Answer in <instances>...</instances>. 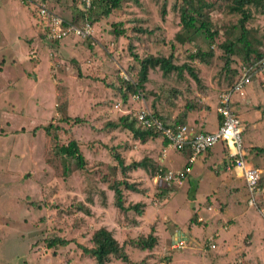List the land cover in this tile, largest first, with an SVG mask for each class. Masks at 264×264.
I'll return each instance as SVG.
<instances>
[{"label": "rangeland", "instance_id": "1", "mask_svg": "<svg viewBox=\"0 0 264 264\" xmlns=\"http://www.w3.org/2000/svg\"><path fill=\"white\" fill-rule=\"evenodd\" d=\"M192 3L195 8L198 4L202 5L201 16L205 19L207 15L208 20L212 19L211 28L226 27L238 18V14L228 10L231 0H192ZM181 4V0H124L107 16H97L96 20L91 21L90 37L71 36L59 41L45 36L43 26L46 18H40L39 7L43 6L49 13L69 19L77 14L79 3L76 0H0V264H95L92 258L76 250L74 242L47 247V241L54 236L87 244L86 225L88 228L99 225L111 228L118 243L127 234H146L153 228L158 241L150 250V256L160 257L161 260L155 258L156 261H152L146 251L140 252L128 243L125 250L129 262L124 263L113 257L108 264H141V260L157 264H190L188 259L181 257L182 252L198 256L199 260H194L196 264L214 262L210 261L211 255L217 253L220 245H214L215 248L205 246L204 249L202 245L201 248L209 234L200 226L206 225L202 222L205 212L196 214L201 220L197 221L196 226L185 228L188 217L192 215L193 203L189 204L188 199L180 195L181 183L164 185L168 189L166 197L160 203L153 202L144 207L141 214L132 209L125 214L118 211L111 204L113 193L107 187L112 181L125 179L139 191L144 190L143 193H135L119 184L123 206L142 203L143 196L156 197L157 190L163 188L150 177V170L139 168L122 172L113 158V154L120 156L123 166L145 158L147 152L153 158L159 149L158 141L149 138V143L143 145V141L134 140L121 127L107 125L108 121L118 123L120 116L127 114L132 118L139 110L146 109L151 114L155 111L168 122H182L180 114L184 112L182 106L186 100H200V91L205 87L210 101L215 102L220 90L232 82V69L222 67L223 51L218 47L221 37L209 43L198 36L189 43H174L172 50L173 61L177 64L187 63L188 54L195 47L214 51L207 67L197 60H190L199 66V69L193 67L198 82L185 71L180 76L174 75V72L164 75L154 68L148 71L147 81L139 94L132 93V86L137 81L138 63L129 54L127 46L134 42L135 47L131 44L130 50L139 57L147 53L167 55L170 52L169 42H172L178 27V7ZM248 7L251 17L246 26L254 30V37H249L251 47L261 50L264 47V15L258 6L251 4ZM162 8L165 9L166 19L160 16ZM92 15L96 17V12L93 11ZM136 18L145 20L142 24H146V27L155 28L149 37L144 35L143 39L140 34L141 39L137 38L139 43L136 39L130 40L132 28L137 26ZM113 29H122L123 32L114 36ZM15 53L21 56L17 58ZM254 79L245 87L244 94L251 95L250 88L258 80ZM125 82L131 85L129 89ZM257 83L256 92L259 93L260 104L264 106L261 80ZM173 89L179 91L180 96L171 97L169 92ZM122 94H125V99ZM170 106L173 108L169 109ZM173 109L178 110V114L171 118ZM61 112L71 117L61 122L58 119ZM238 116L244 122L252 120L250 113ZM73 117L82 121L74 122ZM158 120L163 123L161 119ZM202 121L201 130L213 128L215 112L210 109ZM242 121L241 140L247 150L250 147L248 156L251 162L248 163L264 169V153L254 147L264 148V119L263 123L253 126ZM48 124L46 134L43 128ZM183 124L188 125L185 121ZM155 138L162 139L160 135ZM69 140L76 142L86 160L81 169L75 166L74 159L63 158L55 150V144H66ZM169 150L173 149H168L165 159L159 160L163 166H171L169 160L174 159V152ZM158 157H162V150ZM215 176L213 170L203 171L195 187L196 203L204 205V193L218 186ZM233 182L238 184L240 197L238 194L236 196L241 202L242 182L236 178ZM95 184L98 190L105 192L107 205L104 209L99 205L98 192L93 193L92 204L85 200L86 192L91 191ZM260 184L264 186V170L260 172ZM190 188L193 189L194 184H190ZM170 191L176 193L171 195ZM186 195L190 198V190ZM85 208L89 214H85ZM215 209L208 210H212L213 214ZM249 209L255 217L238 223L242 224V228L238 229L243 233L249 232L246 229L249 225L254 234L259 232L264 237V222L260 214L253 207ZM91 214L95 222L90 218ZM196 215L195 220L199 218ZM208 218V226L211 227L218 216ZM131 219L138 221L139 225L131 226ZM78 224L84 227L78 229ZM177 226H183L182 232L189 238L182 248L171 243V234L178 230ZM236 249L231 251L230 257L224 254L226 257L218 264H231V261L237 260ZM237 264H264V250L251 245L248 259Z\"/></svg>", "mask_w": 264, "mask_h": 264}, {"label": "trees", "instance_id": "2", "mask_svg": "<svg viewBox=\"0 0 264 264\" xmlns=\"http://www.w3.org/2000/svg\"><path fill=\"white\" fill-rule=\"evenodd\" d=\"M78 1L79 0H76V3ZM122 1L124 0H93L91 2V7H89L85 11H82L81 9H79V7H77L76 8L77 14L72 15L69 19L64 18V20H67L73 24L80 25L84 21V18L86 17L91 22V21L96 20L99 16H107L112 9H117ZM133 1L138 2V0H133ZM181 2L182 4L178 7V12H179L178 13V27L175 33L173 34V40H171L172 42H169L168 46H169L170 52L167 55H164V54L155 55V54L147 53L143 55L142 57H139L134 51L130 50L131 44L132 46L135 47L134 42H131L130 45L127 46V49H129V54L138 63V70L136 72L137 81L135 85L132 86L133 94H136V95L139 94L138 93L139 90L143 89L144 84L147 81L148 71L153 70L154 68H158L160 72L164 75L174 72V75L180 76L182 74V71H185L190 76V78H192L195 82H198V78L195 75L193 67L194 68L197 67V69H199V66H197V64L196 66L195 64H192L190 60H193V59L197 60V62L199 61L200 63H202L203 66L207 67L209 66V62H210L209 57L211 58L213 56L212 53L214 51L213 52L210 50L205 51L203 49H200L199 47H195V49L190 51V53L188 54L189 59H187V63H181V64H177L173 61V54H172V50L175 47L174 43H177L179 45H182L184 43H189L198 36H201L204 40H207L209 43L212 42V40L217 38L218 36L221 37V40L218 42L219 43L218 47L220 48L221 51H223V66L222 67H224L227 70L228 68L232 69V77H231L232 81L236 76V72H237L236 67L238 63H243L248 67H253V66L256 67L255 65L256 61H258L262 57L264 53V47L261 50H257L251 47V41L249 37H254L253 36L254 30L251 29V27L246 26V23L248 19L251 17V13L248 7L251 4L253 6H258V8H260L261 13H263L264 15V0H231V5H228V8H229L228 10L231 13L238 14V18L236 22L226 27H222V28H219V27L211 28L210 22L212 23V19L209 18L208 20L207 15L205 19L202 18L201 16L202 12H200L202 5L198 4V6H196L197 8H195L194 4L192 3V0H181ZM209 5L210 4H208L207 6ZM93 11L96 12V17L94 16V18L92 17ZM160 14H161L160 16L165 17L164 19H166L167 16L165 15L166 13H165L164 8L161 9ZM135 22L137 26H134V28H132L133 36L130 39L131 41L135 39L137 40L138 37L139 39H141L140 34H142V38L144 35L145 37H149L155 29V28L154 29L148 28L146 27L147 26L146 24H142L145 22V20L143 19L136 18ZM122 32H123L122 29L121 30L113 29L114 36H119L122 34ZM230 35H234V37H230ZM136 42H138V40ZM161 42H163V40ZM208 46L209 45H207V47ZM233 61L237 63L234 64ZM254 78H256V74H252L251 82L252 80H255ZM256 81L258 82V80ZM125 84L129 85L126 82ZM230 84L231 83H228L226 87L229 86ZM257 84L258 83H256V85ZM129 87H131V85L127 86L128 89ZM205 89H206L205 87L202 88L200 93H205L206 92ZM169 94L171 97H174L180 93L179 91L176 92V90L173 89L169 92ZM122 97L123 99H125L126 97L125 94H122ZM182 107L184 108V112H187L193 109L198 110L200 108H205V105L202 102H200L198 98H196L194 101L190 100L187 102L186 100V102H184V105ZM61 108L63 107L61 106ZM152 114L156 116L157 118L161 119L164 125H167L170 127H174L178 123H183V121L177 122L176 120L168 122L169 121L168 119L166 120L160 115L158 116L155 111H152ZM60 115L61 116L58 119H60L61 122H65L66 119L68 120V118L71 117L68 114L64 115L63 112H61ZM218 118H220L219 115H218ZM72 119H74V122L82 121L81 119L77 117H73ZM219 123H220V120H219ZM106 124L111 125L113 128L117 126L121 127L123 130H126L127 132H129L133 139L138 140L140 142L146 141V139H149V138H155L156 136L160 135L158 132L153 131L152 129L142 127L136 121L135 117L132 116L131 118L127 114L120 116L118 118V123L108 121ZM49 126L50 125L48 124L44 126L43 128L46 134L49 131ZM53 138L56 139L55 136H53ZM161 140H162V144L166 146V140L163 138ZM54 147H55L56 152L60 154L61 157L63 158L70 157L74 159L75 166L77 168L81 169L82 167H84L86 160L84 159L83 155L81 154L74 140H69L66 144H58V145L55 144ZM256 149L257 151L264 153L263 148L256 147ZM249 151H250V148L247 151H245V154L243 156V160L246 162H251L248 156ZM113 158L117 161L118 166L120 167V170L122 172L125 170L127 171L129 169H139V168L143 170L148 169L151 171L149 173L150 176L153 177L155 172H157L158 169L161 170L160 172H163L164 170H166V168L158 164L157 160L153 161L152 159L146 156L145 158H141L140 160H137V161L134 160L130 162L129 164H127L126 166L122 165V160L120 159V156H118L117 154H113ZM231 160H232V157L228 156L227 151L225 149V154H224L223 161H222L224 170H225V166L227 164H230ZM252 165L254 166V164ZM63 171L65 172L66 168H64ZM225 171L230 173L232 176L234 175L233 172L231 171L230 172L227 170ZM259 183H260V179H259ZM119 184H121L124 189H127L131 192H135V193L144 192L143 189L139 191L132 182H127L125 179L120 180V181H115V182L112 181L111 183L107 184L108 189L112 190V193H113L114 200L111 204H113L116 207V209L120 211L122 214H125V211L129 209H132L134 212L140 214L142 211L141 209H139V207L143 206L142 203H132V204L127 203L126 206H123L122 200H121V193H120V189L118 186ZM164 185L166 184L160 183V186L163 188L161 190H157L156 192L155 198L157 200V203H159L167 195L168 189H166ZM95 192H98L99 205L101 206V208L104 209V207H106L107 205L106 198H105V192L101 189L98 190V188L96 187V184L92 187L91 191L86 192L85 200L89 202V204H92V195ZM245 192H246V189H245ZM84 212L85 214H89V211L87 210V208H85ZM92 215L93 214H91L90 218H92L95 222V219L92 217ZM196 223L197 221L195 220V214L192 213L191 217L188 218V224H185V226L188 228L191 225L196 224ZM129 224L131 226H138L139 222L135 221L134 219H131L129 221ZM82 226L83 224H78L76 228L79 229ZM126 228L129 229V226H127ZM152 229L153 228H150L146 234L139 233L134 236H130L127 234L124 240L121 243H118V241L115 239L113 235L112 229H108L104 225H99L96 228H91V227L88 228V226L86 225L84 230L87 232V244H81V243H77L75 240L64 239V238H61L60 236H54L53 238L47 241V247L50 248L56 245L65 246L70 242H74L76 246V250H79L81 254L88 256L90 259L92 258L95 264H108L113 257L124 263H128L129 259L127 257L125 246L126 244L129 243L131 248H136L140 252L146 251L148 257L152 258V261L153 260L156 261V259L159 261L161 260L160 257L153 258V256H150L151 255L150 250L156 245L158 241L157 237L153 234ZM146 261L141 260V264H157L155 262L150 263Z\"/></svg>", "mask_w": 264, "mask_h": 264}, {"label": "crops", "instance_id": "3", "mask_svg": "<svg viewBox=\"0 0 264 264\" xmlns=\"http://www.w3.org/2000/svg\"><path fill=\"white\" fill-rule=\"evenodd\" d=\"M15 56L17 58H19L21 56V54L15 53ZM256 83L252 85L253 88H250V93H251L250 96H249V94H244L245 93V89H244L242 95L245 97L243 99H242L243 96H241V95L237 96L235 98L234 97L232 98V100H233L232 107H234L233 109H234L235 113L237 114V116H238V114L246 116V114L250 113V117L252 118V120H247L245 122L251 126H253L255 124L258 125V124L263 123L262 119H264V106H262L260 104V97L258 96L259 93L256 92L258 89V84L256 85ZM253 90H254V92H253ZM207 91L208 90H206L205 93H200L202 95H201V98L199 100L200 102H202L205 105V108H200L198 110L193 109V110L183 112L182 114H180V116H182L180 119L182 121H185V123L188 124V126H190L193 129V131H195V132L213 131L216 129L217 125L219 124L220 118H218V115L215 111L216 101L215 102L210 101ZM172 99H173L172 101H175V98H172ZM167 103L170 104L169 101ZM165 106L166 105H164L163 107L165 108ZM164 108H162V110H164ZM172 108H173L172 106L169 107V109H172ZM210 109H212L215 112V120H216L215 126L213 128H207L205 130H201L200 127L203 125L202 120L204 119V115ZM172 111H173L172 113L174 115L172 114L171 118L176 117V115L178 114L176 111H178V110L173 109ZM163 113H165V112H163ZM238 118H239V116H238ZM256 118H259V121H256ZM245 122L242 121L243 124ZM198 123H200V124H198ZM152 139L157 140L159 143V146H158L159 149L157 150V154H155L154 157L152 158V154H149L147 152L145 154V156L149 157L153 161L157 160L158 164L161 165L160 161L165 159V156L168 153V149H172V148H168V147L164 146L162 144L161 138H152ZM136 141H138V140H136ZM147 143H149L148 139H146V141H143L142 144L146 145ZM242 146H243V143H242ZM247 146H249V145H247ZM251 147H253V146H251ZM255 147H258V146H255ZM243 148H244V151H247V149L244 146H243ZM248 148H250V147H248ZM260 148H262V147H260ZM160 150H162V157H158ZM173 150H169V151L174 152V159L171 158L169 160V163L171 164L172 167L170 165L169 166L161 165V166H163L164 168L169 169V170L181 169L185 163V160H186L187 150H183V151H176V150L173 151ZM224 154H225V149H224L223 144L220 142L214 144L211 148H209V149L205 150L204 152H202L201 154H199L193 160V162L190 164L189 173L185 176L183 182H181L182 186L180 188L181 191L179 193H180V195H183L186 199H188L189 204L193 203L192 211H191L192 213H194L196 215V214H202V212H205L203 214V219L202 218L201 219H202V222L204 221V223L206 225H200V226L202 228L206 229V233L207 232L209 233L208 236L210 234L213 236L212 242L214 243L215 247H216V244H218V246L220 245L219 247H217L218 248L216 251L217 253L215 254V252H214L211 255L213 260L211 258L210 261L211 262L214 261L215 263L218 264L220 261H222V259L224 257H226V255L223 256L224 254H228V256L230 257L232 255L231 251L234 250V248H237L236 249L237 260L231 261V264H237V262H239V261L245 262V260L248 259V254L250 252V246L251 245L257 246L258 249L262 248L264 250V237H262V235L260 236L258 234L259 232L254 234L253 229L249 225H247V228H246V229L250 230L249 232L243 233L242 231H240L241 229H238V227L242 228V226H241L242 224H238V223L248 221L252 217H255V216L253 215V212L251 211V209H249L250 207H248V205L246 204L247 192H245V188H244V184H243L242 180L240 178H237L235 175L232 176L230 173H228L224 170L223 165H222ZM175 163H176V165H174ZM257 168L259 169L260 172L264 170L263 168L261 169V167L260 168L257 167ZM209 170H213V173H215L216 176L214 179H216V181L218 182V186H216L214 189L212 188L210 191H207L206 193H204V195L206 197V199H204V200H206V203L204 205H201V202L196 203L197 196L195 195V192H196L195 187H197V182L201 180V178L203 176V171L208 172ZM214 171H216V172H214ZM208 176H210V175H207V177ZM150 177L153 178L152 176H150ZM234 178L239 179L242 182L241 183V189H242L241 192H242L243 198H242L241 202H240V200H238V198L236 196V194H238L240 197V194H239V191L237 190L238 184L233 182ZM188 182H189V184H188ZM190 184H194L193 189L190 188ZM189 190H190V195H189L190 198H187L186 192ZM191 190H193L194 192H192ZM173 193H176V192H171V191L169 192V194H171V195ZM141 198H142V204H143L142 207H139V209H141V211L147 205H151L153 202L157 203V200L154 196H152V198H150V197L146 198L144 196ZM228 198H230V200H228ZM259 199L261 200L262 197H259ZM243 201L245 202V205L243 204ZM164 202H165V200H164ZM260 202L264 203V199H262ZM136 203H140V202H136ZM206 204H207V207L205 208ZM209 208H212V210L214 208H216L215 212L212 214L211 213L212 210L210 212V210H208ZM201 209H203V211H201ZM231 210H232V212H231ZM209 216H211V217L212 216H218V218H216L214 220L211 227L208 226V220H209L208 217ZM197 217H199V218H197L196 221H201V220H199L200 216H197ZM192 226H196V224H193ZM177 227H178V230H175L174 233L171 234L172 235L171 236V243L172 244L176 243V245H177L176 247L182 248L183 247L182 245L185 242H188L189 238L187 239V236H185V233L182 232L183 226H177ZM185 228H187V227L185 226ZM216 242H218V243H216ZM202 245H203V249H204L206 244L204 245V243L202 242L201 248H202ZM233 245H236V247H233ZM206 247L209 248L207 245H206ZM181 255H182L181 257L188 259L190 264H196L194 262V260H196V261L199 260L198 256L195 257L191 253L182 252ZM198 255L200 256L201 254L199 253ZM188 261H187V263H188ZM214 262L211 264H214ZM226 263L227 262H225V264Z\"/></svg>", "mask_w": 264, "mask_h": 264}, {"label": "built area", "instance_id": "4", "mask_svg": "<svg viewBox=\"0 0 264 264\" xmlns=\"http://www.w3.org/2000/svg\"><path fill=\"white\" fill-rule=\"evenodd\" d=\"M92 1L79 0V9L85 11L91 7ZM38 14L40 18H46L43 29L48 39L59 40L67 36L88 38L91 35V22L86 17L80 25H77L64 20L58 15L49 13L43 6L39 7ZM255 65L256 67H248L243 63H238L235 78L229 86L218 93L215 111L220 116V123L213 131L194 132L190 126L183 123L170 127L164 125L158 120L159 118L146 109L139 110L134 117L142 127L158 132L166 140V147L176 151L187 150L186 160L181 169H166L163 172L158 169L152 178L154 182L159 184L181 183L189 173V166L193 160L199 154L220 142L226 149L228 156L232 157L230 164L225 166V170L233 172L237 178L242 180L247 192V205L253 207L264 222V203L260 202L264 199V186L259 183L260 171L243 160L245 151L241 140L242 127L232 107V97L243 94L245 87L251 83L252 74H256V78L261 80V86L264 90V53ZM115 106H118V104H115ZM259 197H262V199L260 200ZM212 240L213 236L211 234L206 237L205 243L208 247H214ZM175 244L174 246H177Z\"/></svg>", "mask_w": 264, "mask_h": 264}, {"label": "clouds", "instance_id": "5", "mask_svg": "<svg viewBox=\"0 0 264 264\" xmlns=\"http://www.w3.org/2000/svg\"><path fill=\"white\" fill-rule=\"evenodd\" d=\"M216 106V105H215Z\"/></svg>", "mask_w": 264, "mask_h": 264}]
</instances>
